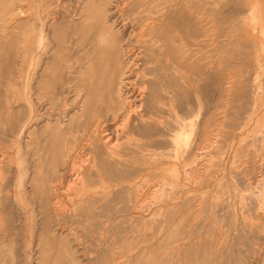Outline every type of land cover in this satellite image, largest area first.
Masks as SVG:
<instances>
[{
  "label": "rangeland",
  "instance_id": "rangeland-1",
  "mask_svg": "<svg viewBox=\"0 0 264 264\" xmlns=\"http://www.w3.org/2000/svg\"><path fill=\"white\" fill-rule=\"evenodd\" d=\"M130 70L144 117L108 153ZM263 135L264 0H0V264H264Z\"/></svg>",
  "mask_w": 264,
  "mask_h": 264
},
{
  "label": "bare ground",
  "instance_id": "bare-ground-1",
  "mask_svg": "<svg viewBox=\"0 0 264 264\" xmlns=\"http://www.w3.org/2000/svg\"><path fill=\"white\" fill-rule=\"evenodd\" d=\"M131 2V1H130ZM124 4V3H123ZM255 11V10H254ZM261 15V14H260ZM263 21V20H262ZM262 24V23H261ZM110 30H112V29H110ZM149 30V29H148ZM124 45V44H123ZM128 51V50H127ZM123 60V59H122ZM122 60H120V59H118V64L121 66L122 64H123V61ZM135 68V67H134ZM132 69V68H131ZM131 71L132 70H130L128 73H129V76H128V80H127V83L125 82V80H124V78H122V76L118 79V83H117V85H116V88H115V91H114V95H115V97L117 98V100H118V102H119V104H124L123 103V95H129L130 94V96H128L126 99L127 100H129V99H131V98H134V101H139V103H140V110H137L136 109V107L134 106V105H130L131 107H129L128 105L125 107V106H122L121 107V109H119V113H115L114 115H113V120H115V122L113 121V126L111 125V124H109V122H100V123H97L95 126H94V128H92V130H91V132H89V140L92 142V144L93 145H100V146H102V147H104V148H106L107 150H108V153H115L116 151H120L121 150V148H122V146H125L124 145V142H123V139L126 137L125 136V134H129V133H131L130 131V128H132L133 126H134V128H135V125H136V121L137 120H140L142 117H144L143 116V103H141L142 101H144V99H145V88H140V90L137 92V94L135 95V93H136V91H135V88L136 87H134V82H131L130 81V74H131ZM256 76H258V75H256ZM255 76V77H256ZM254 77V78H255ZM259 79V78H258ZM261 79V78H260ZM253 80V79H252ZM255 80V79H254ZM260 81V80H259ZM255 83V82H254ZM127 84V85H126ZM256 84V83H255ZM130 86H132V90H130ZM261 86H262V84H261ZM126 87V89L127 90H124V88ZM144 87V86H143ZM137 89H138V87H137ZM251 92V91H250ZM112 94V93H111ZM111 100V99H110ZM138 103V104H139ZM258 103V102H257ZM131 104V103H130ZM196 104V103H195ZM134 106V107H133ZM255 106V105H254ZM194 107V106H193ZM138 108V107H137ZM194 110H192V113L191 114H193L194 112H193ZM170 112V111H169ZM180 112V111H179ZM181 112H183V111H181ZM181 112H180V115H182V114H184V115H187V112L186 111H184V113H182L181 114ZM186 112V113H185ZM174 113V112H173ZM195 113H198V111L197 112H195ZM201 112L199 111V113L198 114H200ZM145 114V113H144ZM163 115H164V112H163ZM168 115H170V114H168ZM194 115V114H193ZM201 115V114H200ZM200 115H198L197 117H199ZM162 116V115H161ZM174 116V115H173ZM168 117V116H167ZM175 117V116H174ZM183 117H185V116H183ZM172 118V117H171ZM193 118V116L190 118V117H187V118H185L186 119V121H184L185 123H187V119H188V121H189V119L191 120ZM121 120L122 122L120 123V125H119V121L118 120ZM163 119V118H162ZM174 119V118H173ZM171 120V121H175V120ZM181 119H182V117H181ZM118 122H117V121ZM169 120V119H168ZM193 120V119H192ZM197 120V119H196ZM199 120H201V117H200V119ZM163 121V120H162ZM142 122H144V121H141V123ZM177 122V121H176ZM176 122H174V123H176ZM189 122H191V121H189ZM196 122H198V120L196 121ZM200 122V121H199ZM179 123H181V122H179ZM204 123V122H203ZM167 124H168V122H167ZM200 124V123H199ZM260 124V123H259ZM164 125V127H165V124H163ZM169 125H171V124H169ZM183 124H181V126H182ZM193 125V124H192ZM191 125V126H192ZM205 125V124H204ZM140 126V125H139ZM143 126V125H142ZM172 126H173V124H172ZM189 126V125H188ZM51 127V126H50ZM121 127H124L125 128V130H123V131H121V130H119ZM158 127V126H157ZM175 127V129L177 128V131L178 130H180L179 129V127H177V126H174ZM200 127V126H199ZM204 127V126H203ZM222 127V126H221ZM137 128V127H136ZM169 128H171V127H169L168 126V129ZM192 128V127H191ZM241 128V127H240ZM158 129V128H157ZM167 129V128H166ZM166 129L164 130V132L166 131ZM171 129H174L173 127L171 128ZM171 129H169V130H171ZM174 129V130H175ZM193 130V129H192ZM219 130V129H218ZM182 131V130H181ZM196 131V130H195ZM166 132H168V131H166ZM171 132V131H170ZM174 132H176V130L174 131ZM218 132V131H217ZM171 133H173V131L171 132ZM179 133H180V131H179ZM182 133V132H181ZM180 133V134H181ZM184 133V132H183ZM167 134H170V133H167ZM173 134H175V133H173ZM185 134V133H184ZM191 134V133H190ZM217 135V134H216ZM179 136V135H178ZM180 136H182V135H180ZM180 136H179V138H180ZM261 136V135H260ZM264 136V135H263ZM186 137H189L188 135L186 136ZM173 139L175 138V135H174V137H172ZM179 138H177L178 140H179ZM217 138V137H216ZM188 139V138H187ZM152 140H154V139H152ZM156 140V139H155ZM159 140H161V139H159ZM164 141H162V144H163V142L166 144V145H168L169 147L171 146V147H173V145H172V141L173 140H171V139H169V138H167V139H163ZM67 141V140H66ZM157 141V140H156ZM177 141V140H176ZM184 141H185V139H184ZM189 141V140H188ZM188 141H187V143H188ZM87 142V141H86ZM160 142V141H159ZM175 142V141H174ZM178 142V141H177ZM183 142V141H182ZM216 142V141H215ZM90 143V142H89ZM161 143V142H160ZM184 143V142H183ZM162 144H161V146L160 147H157V149L159 148H161L162 147ZM212 144V143H211ZM85 145V144H84ZM155 145V144H154ZM160 145V144H159ZM175 145H176V142H175ZM179 145V144H178ZM28 146V145H27ZM181 146H183L182 144H181ZM184 146H185V144H184ZM170 147V148H171ZM178 147V146H177ZM124 148V147H123ZM156 148V147H155ZM165 148H166V146H165ZM168 148V147H167ZM176 148V147H175ZM125 149V148H124ZM186 149H188V146L186 147ZM195 149V148H194ZM161 150H162V148H161ZM161 150H160V152H161ZM165 150V149H164ZM170 150V149H169ZM175 150H177V149H175ZM69 151V150H68ZM82 151V150H81ZM80 151V152H81ZM171 151V150H170ZM189 151H190V149H189ZM204 151V150H203ZM82 152H84V151H82ZM165 152H167L168 153V150H166ZM176 152V151H175ZM173 150H172V152H170V153H168L169 155L172 153H175ZM201 151L199 150L197 153V156L196 155H194L195 157H194V159L191 161V163H188V164H184V170L183 171H181V172H183V175H182V177L184 178V181L185 180H190L191 178H192V176H191V174H192V172H193V169L195 168V166H196V163L198 162V161H201V159L203 158V154H202V152L200 153ZM208 152V151H207ZM178 153V152H177ZM190 153V152H189ZM72 154V153H71ZM81 154H83V153H81ZM80 154V155H81ZM207 154V153H206ZM161 155V154H160ZM164 155H166V153L164 154L163 153V155L162 156H164ZM168 155V158L169 157H171V156H169ZM205 155V154H204ZM82 156V155H81ZM80 156V157H81ZM86 156V155H85ZM161 156V157H162ZM173 156H178L177 154L175 155V154H173L172 155V158H173ZM90 157V156H89ZM186 157V156H185ZM3 158V157H2ZM167 157H165V159H166ZM189 157H187V159H188ZM199 158V159H198ZM209 158V157H208ZM56 159V158H55ZM87 159V158H86ZM184 159V158H183ZM1 160V159H0ZM97 160V159H96ZM163 160V159H162ZM167 160H170V159H167ZM174 160H175V158H174ZM263 160V159H262ZM58 161V160H57ZM171 161H173V160H171ZM203 161H205V160H203ZM215 161V160H214ZM88 162V161H87ZM167 162V161H166ZM183 162H185V161H183ZM244 162V161H243ZM96 162H95V156L94 155H92L91 156V158H90V162H88L85 166H82L83 168L81 169L80 168V171H79V174L77 175V173H76V179L75 178H73V179H75V181H79L78 183H79V186L82 188V191L86 188V187H89L88 186V184H89V180L91 179V178H93L92 176H94L95 174H96V172L98 173V171L99 170H95L96 172H95V174H93L92 173V165L93 164H95ZM103 163V162H102ZM110 163V162H109ZM163 163H165V161L163 162ZM167 165H166V168L167 167H169L170 165L168 164V163H166ZM172 164H173V167H175V168H177L176 166H174V164H176V163H173L172 162ZM79 165H81V164H79ZM162 165V164H161ZM169 165V166H168ZM178 165V164H177ZM160 166V165H159ZM163 166V165H162ZM181 166H182V164H181ZM198 166V165H197ZM205 166H206V163H205ZM1 167V166H0ZM79 167V166H78ZM120 167V166H119ZM161 167V166H160ZM172 167V166H171ZM183 167V166H182ZM199 167V166H198ZM74 168V167H73ZM170 168V167H169ZM208 168V167H207ZM211 168H213V167H211ZM74 169H76V168H74ZM32 170V169H31ZM175 170V169H174ZM76 171V170H75ZM171 171H173V170H171ZM176 171H178V170H176ZM206 171V170H205ZM208 171V170H207ZM211 171V170H210ZM78 172V171H77ZM175 172V171H174ZM174 172H172V173H174ZM101 173H103V172H101ZM177 173V172H176ZM175 173V174H176ZM179 173V172H178ZM212 173V172H211ZM99 176V175H98ZM101 176V175H100ZM158 176V175H157ZM162 176V175H161ZM180 175H178V177H179ZM103 177V176H102ZM102 177H100L99 179H102ZM137 177V176H136ZM154 177V176H153ZM164 177H167V176H165V175H163V177H162V179H164ZM171 177V176H170ZM175 177V176H174ZM61 178V177H60ZM96 178H97V176H96ZM104 178V177H103ZM159 178V177H158ZM161 178V177H160ZM169 178V177H168ZM171 178H173V177H171ZM170 178V179H171ZM243 178V177H242ZM166 180H169V179H167V178H165ZM175 179V178H174ZM91 180H93V179H91ZM141 179H139V181H140ZM179 180H181L180 178H177L176 180H172L171 182L172 183H178V182H180ZM194 180V179H193ZM161 181V180H160ZM163 181V180H162ZM161 181V182H162ZM147 180H141L140 182H136L135 183V185H134V193H135V201L133 202V205H134V208L133 209H137L138 207H140V206H142L143 205V203H145V200H144V197H145V195H146V190H149L153 185H151L150 186V183L148 182ZM160 182V183H161ZM164 182H166L165 180H164ZM164 182H162V183H164ZM170 182V181H169ZM190 182V181H189ZM261 182V181H260ZM161 183V184H162ZM262 183V182H261ZM160 184V185H161ZM171 184V183H170ZM197 184V183H196ZM165 185V184H164ZM164 185H161L162 186V190H165V188L167 189V184L165 185V188L163 187ZM172 186H173V184H171ZM177 185V184H176ZM179 185V184H178ZM259 185V187H260V184H258ZM171 186V187H172ZM174 186H175V184H174ZM222 186V185H221ZM252 186V185H251ZM264 186V185H263ZM176 187V186H175ZM175 187H174V190H172V191H175ZM178 187V186H177ZM257 187V186H256ZM30 188V187H29ZM56 188V187H55ZM81 188H80V191H81ZM145 188H147V189H145ZM164 188V189H163ZM173 188V187H172ZM248 188V187H247ZM250 188V187H249ZM258 188V187H257ZM264 188V187H263ZM57 189V188H56ZM177 189V188H176ZM179 189V188H178ZM181 189V188H180ZM251 189H253V188H251ZM168 190H170V189H168ZM170 190V191H171ZM152 191V190H151ZM161 191V190H160ZM170 191H167V192H170ZM84 192V191H83ZM105 192V191H104ZM164 192V191H163ZM176 192V191H175ZM161 193V192H160ZM166 193V192H165ZM164 193V194H165ZM171 193V192H170ZM173 193L174 192H172L171 194L173 195ZM168 194V193H167ZM176 194V193H175ZM179 194V193H178ZM84 195V194H83ZM160 194L158 193V196H159ZM170 195V194H169ZM169 195H167L168 196V199L171 201L172 200V198H170V196ZM177 195V194H176ZM246 195V194H245ZM253 195H255V193L253 192ZM81 196V195H80ZM110 196V195H109ZM154 196V195H153ZM167 196H165V197H167ZM190 196V195H189ZM216 196V195H215ZM161 197V196H160ZM172 197V196H171ZM174 197H176L175 195H174ZM254 197V196H253ZM155 198V197H154ZM252 198V197H251ZM259 198H261V197H259ZM62 199V198H61ZM159 199L160 198H158V200H156V201H159ZM174 199V198H173ZM253 199V198H252ZM60 199H58V201H59ZM81 200H82V198H81ZM130 200V199H129ZM167 200V199H166ZM175 200V199H174ZM249 200H250V198H249ZM58 201H57V203H58ZM147 201V200H146ZM173 201V200H172ZM217 201V200H216ZM246 201V200H245ZM253 203H255V201L256 200H251ZM251 202V203H252ZM264 202V201H263ZM52 203V202H51ZM61 203V202H60ZM155 203V202H154ZM166 204H168L167 203V201L165 202ZM169 203H171V202H169ZM246 203V202H245ZM250 203V204H251ZM259 203V202H258ZM257 203V205H260V206H262L261 204H263V203H261V204H258ZM157 204V203H156ZM161 204H163V202L161 203ZM165 204V205H166ZM243 204H244V202H243ZM54 206H55V204H53ZM61 205V204H60ZM146 205V204H145ZM193 205V204H192ZM264 205V204H263ZM54 206H52V207H54ZM61 206H63V205H61ZM71 206V205H70ZM249 206V205H248ZM260 206L259 207H254L255 209H256V211H257V213H258V215H261L260 213H262L260 210H262V209H260L259 211H258V209L257 208H260ZM243 207V206H242ZM54 208H56V207H54ZM143 208V207H142ZM254 208L253 207H251V209H249V211L251 210L252 211V209L254 210ZM132 209V210H133ZM240 209V208H239ZM238 209V210H239ZM247 209V208H246ZM52 210V209H51ZM55 210V209H54ZM53 210V211H54ZM98 210V209H97ZM147 210V209H146ZM145 210V211H146ZM242 210V209H241ZM263 210H264V208H263ZM134 211V210H133ZM246 211V210H245ZM251 211H250V214H252L253 215V213H251ZM64 212V211H63ZM83 212V211H82ZM139 212V211H138ZM141 212V211H140ZM147 212V211H146ZM240 212V211H239ZM55 213V212H54ZM144 213V212H143ZM247 213H249V212H247ZM255 213V212H254ZM233 214V213H232ZM242 214V213H241ZM248 215V214H247ZM251 215V216H252ZM255 215H257V214H255ZM258 215H257V217H258ZM264 214H262V216H263ZM79 216V215H78ZM237 216V215H236ZM243 216V215H242ZM262 216H260V217H262ZM55 217V216H54ZM241 217V216H240ZM244 217V216H243ZM247 217V216H246ZM255 218H256V216H254ZM253 216H252V221L255 219ZM260 217H258V218H260ZM228 218V217H227ZM258 218H256V219H258ZM113 219V218H112ZM249 219H250V217H249ZM263 219H264V217H263ZM263 219L261 218L260 220L261 221H263ZM236 221V220H235ZM117 222H119V221H117ZM249 222V221H248ZM251 223V222H250ZM255 223V222H254ZM226 224H228V223H226ZM252 224H253V222H252ZM251 224V225H252ZM254 225H257V224H254ZM224 227V226H223ZM225 228V227H224ZM221 229V228H220ZM240 231V230H239ZM225 232V231H224ZM226 233V232H225ZM224 233V234H225ZM214 234V233H213ZM221 234V233H220ZM227 234V233H226ZM225 234V235H226ZM245 234V233H244ZM224 235V236H225ZM218 236V235H217ZM225 240V239H224ZM224 243V242H223ZM236 244V243H235ZM219 251V250H218ZM255 262V261H254ZM120 263V262H119Z\"/></svg>",
  "mask_w": 264,
  "mask_h": 264
}]
</instances>
